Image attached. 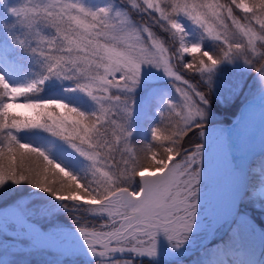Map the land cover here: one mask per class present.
<instances>
[{"label":"snow or ice","instance_id":"6c2138e0","mask_svg":"<svg viewBox=\"0 0 264 264\" xmlns=\"http://www.w3.org/2000/svg\"><path fill=\"white\" fill-rule=\"evenodd\" d=\"M133 11L148 22L136 23ZM222 65L254 71L264 91V0H127L116 8L0 0V199L25 191L13 186L37 190L39 208L21 200L11 208L27 222L26 235L70 238L47 264L83 252L96 264H133L117 256L157 258L161 235L173 252H187L214 231L202 219L211 108L201 85L211 89ZM148 67L162 71L178 99L159 86L161 77L143 71ZM185 69L198 78H187ZM244 86L241 77L232 94ZM153 115L159 121L139 158L133 130L138 118ZM235 176L229 216L236 227L203 264H264L254 247H235L248 222L241 204L258 200L264 209V172L258 190L246 167ZM63 215L72 227L40 223ZM87 217L105 222L97 227Z\"/></svg>","mask_w":264,"mask_h":264},{"label":"rangeland","instance_id":"374dc122","mask_svg":"<svg viewBox=\"0 0 264 264\" xmlns=\"http://www.w3.org/2000/svg\"><path fill=\"white\" fill-rule=\"evenodd\" d=\"M83 2L91 7L97 5L100 6H109L113 8L119 4L125 6L127 0H83ZM130 7V6H129ZM134 20L138 24H144L148 22L147 16L144 15L143 18L140 14H136L134 11L132 13ZM157 34L161 39L166 41V46L173 47L174 45L168 39L167 34L161 32L159 29H155ZM212 41H208V44H212ZM218 51V50H217ZM198 56L199 53L193 54ZM185 60L188 62L192 61V55H185ZM179 64V62H175ZM222 68H225V71L219 75L217 80L219 84L222 85V88L226 94L233 96L231 89L234 83L243 78L244 88L239 93V99L236 104L229 108L227 114H223L222 108H218L219 114L216 117H209V133H208V150L205 156V183L207 185V191L205 193L206 199L204 201L205 207L203 208V223L207 225L210 221L216 222L217 215L214 212L216 208V200L214 199L215 192L222 186L226 184V181L229 179L223 168L225 155L223 150L219 145V135L223 132L225 127L230 126L236 116L238 115L241 108L251 100L255 99L261 92L260 82L255 79L256 73L253 72H235L233 70V65H222ZM243 69L242 62L239 65ZM28 71L33 69L27 68ZM144 72H151L155 76L161 77L157 83L160 87L168 89L171 91L172 95L177 99L179 94L171 88V85L167 82L168 78L163 77V73L158 72L153 68H145ZM186 72L187 78H192L191 73ZM195 77L198 78V73H193ZM193 76V77H194ZM225 81V82H224ZM214 99L212 98L211 101ZM261 102L264 105V96L261 98ZM219 107V106H218ZM217 108V107H216ZM159 118L153 115L152 119ZM152 119H137V126L133 130L134 136H144L149 129L150 120ZM21 137H29L28 132H21L18 134ZM45 136L47 134H44ZM134 139V138H133ZM133 139L131 141V146L133 147ZM252 161V162H251ZM250 161V164L247 166V169L250 171L249 184L254 186L257 190L259 189V180L261 172H264V155L258 154L254 156ZM139 179V177H137ZM21 187V186H16ZM15 188V187H14ZM24 189L26 193L20 194L16 192L12 194L13 196L4 201V204L0 206H12L17 200H21L27 207L35 210L39 208L42 204V201L39 200L37 195H33L37 190L32 189L31 186L25 185ZM10 194V193H9ZM45 193H39V196H46ZM5 198V197H4ZM2 198V199H4ZM1 200V199H0ZM241 211L246 212L247 214V224L241 225V236L238 242H236L235 247H247L252 246L255 248L256 253L259 257V260L264 262V241L260 239V233L264 232V209H261L260 202L258 200L248 203L247 200L244 204H241ZM257 216L262 224H258L253 218ZM231 216H227L213 227L214 231H209L208 237L207 230L196 240L195 244L189 248L187 252L176 253L173 257H165L162 253L159 257L154 259H148L147 257H133L130 254H125L123 257L117 256V259H132L133 264H203V262L210 258V249H215L218 245L223 246L224 242L229 239L230 236V225L231 227H236L235 224H231ZM88 222L95 224L99 227L100 224L104 223V220L99 218L87 217ZM42 226L47 227L49 224H58L64 226L65 228L72 227V221L67 215L58 216L53 218L51 221L47 219L40 220ZM21 225L18 220L11 213L0 214V264H47L48 261H54L57 259L56 252L59 250L51 249L45 246H38L40 248L48 249L46 251H36L28 247V239L32 238L21 231ZM228 233V235H226ZM12 237H18L17 240H12ZM223 238V240L221 239ZM69 237L67 235H61L56 237L54 240L58 242H69ZM157 239H161L158 243L159 248L162 252L170 250L167 240L163 235L159 236ZM162 241V242H161ZM35 244V243H34ZM36 245V244H35ZM63 251V250H62ZM65 264H96V259L91 255L82 253L78 256H75L67 261Z\"/></svg>","mask_w":264,"mask_h":264},{"label":"bare ground","instance_id":"6f19581e","mask_svg":"<svg viewBox=\"0 0 264 264\" xmlns=\"http://www.w3.org/2000/svg\"><path fill=\"white\" fill-rule=\"evenodd\" d=\"M263 96L264 91L255 99L246 103L239 111L234 122L230 126L225 127L219 135V145L223 153L226 154L223 168L229 179L214 194V199L217 202L214 210L218 219L216 222L224 219L231 210L232 198L236 187L235 170L242 166L245 167V160L247 158L258 154L264 149V105L261 102ZM19 224L21 227H24L27 222L22 220ZM30 237L33 243L36 244L47 245L51 242L55 245H62L66 243L43 238L39 235H32ZM160 240L158 239V243ZM83 253L90 255L87 252ZM161 253L165 257H173L176 254L171 249L166 252L161 251Z\"/></svg>","mask_w":264,"mask_h":264},{"label":"trees","instance_id":"16d2710c","mask_svg":"<svg viewBox=\"0 0 264 264\" xmlns=\"http://www.w3.org/2000/svg\"><path fill=\"white\" fill-rule=\"evenodd\" d=\"M240 15H243V13H241ZM206 45H212V44H208V41H206ZM192 77L194 76L193 73H191ZM225 82V81H224ZM202 90L207 94L208 99L210 101V117H216V115H220L219 113V109L222 108L223 111L225 110V112H223V114H227L229 112V108L234 106V104H236L238 102L239 99V93L230 96L228 94H226V92L224 91V89L222 88V85L218 83L217 80H214L212 88L209 89L208 86L206 84H202L201 85ZM214 99L213 101H211V99ZM228 105V107H227ZM219 106V107H218ZM217 107V108H216ZM235 107V106H234ZM219 108V109H218ZM159 118H155L150 120V125L154 126L153 124L155 122H158ZM151 142V137L148 134V130L147 133L144 136H134L133 139V149L139 154V158H142V152L141 149L142 148H146L147 144ZM16 188V186H13ZM21 187H25V185H22ZM16 192H12L10 194H8L4 199L0 200V204H4V201L9 200ZM20 194H24L26 193V190L23 192H18ZM8 202V201H7ZM255 217V216H253ZM258 224H262V221L256 216L255 218H253Z\"/></svg>","mask_w":264,"mask_h":264},{"label":"water","instance_id":"95a60500","mask_svg":"<svg viewBox=\"0 0 264 264\" xmlns=\"http://www.w3.org/2000/svg\"><path fill=\"white\" fill-rule=\"evenodd\" d=\"M248 164H249V158H247L246 160H245V167H247L248 166ZM12 206H0V214H4V213H11L12 215H14L15 217H16V219L18 220V222H21L23 219L22 218H20L17 214H16V211H15V208H11ZM229 213H230V211H229ZM229 213L225 216V217H227V216H229ZM219 221H221V219L219 220ZM216 224H218V222H214L213 223V227L214 226H216ZM208 233H209V230H207V235H206V237H208ZM36 244V243H35ZM37 246H45V247H49V248H51V249H55V250H59V251H64V250H66V249H68L69 247H70V245H69V242H66V243H64V244H62V245H55V244H53V243H49V244H47V245H42V244H36Z\"/></svg>","mask_w":264,"mask_h":264}]
</instances>
